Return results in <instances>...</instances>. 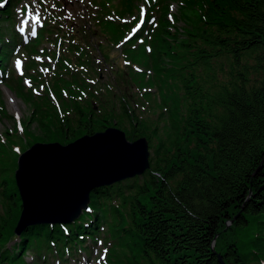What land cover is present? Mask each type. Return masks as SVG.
Segmentation results:
<instances>
[{
  "label": "trees",
  "instance_id": "16d2710c",
  "mask_svg": "<svg viewBox=\"0 0 264 264\" xmlns=\"http://www.w3.org/2000/svg\"><path fill=\"white\" fill-rule=\"evenodd\" d=\"M113 1L98 0L97 15L92 22L82 18L79 28L47 24L37 41L54 32L70 49H79L81 42L72 30H82L87 42L94 30L116 41L106 30L122 29L105 15L131 12L135 4L117 0L112 6ZM168 1L153 4L157 27L131 55L149 61L157 86L171 84L172 94L163 98L158 115L161 131L158 123L138 116L131 117L130 129L124 127L131 105L123 96L119 115L107 109L96 111L89 100L67 103L76 87L86 90L90 85L91 74L78 69H67L53 83L66 103L62 117L51 106L25 119L28 145L66 143L113 125L124 129L130 140L145 136L152 149L149 167L141 176L94 188L90 205L95 213L86 226L82 221L88 213L72 225H27L16 240L13 231L20 198L14 177L3 178L0 264H28L25 253L33 257L31 264H45L39 259L47 255L73 257L86 239L95 243L104 226L119 246L111 253L115 258L111 264H221L217 252L225 263L237 264L243 261L234 233L251 222L263 229H255L253 236L261 235L264 250V0H176L174 19L181 25L166 17ZM3 13L6 20L8 8ZM4 28L0 26L3 69L20 41L14 30H7L6 36ZM151 28L145 22L142 30ZM93 85V97L103 94ZM101 102L97 100V105ZM256 254L253 251L254 258L264 264V251Z\"/></svg>",
  "mask_w": 264,
  "mask_h": 264
},
{
  "label": "water",
  "instance_id": "95a60500",
  "mask_svg": "<svg viewBox=\"0 0 264 264\" xmlns=\"http://www.w3.org/2000/svg\"><path fill=\"white\" fill-rule=\"evenodd\" d=\"M109 143L112 151L106 147ZM148 157L145 137L128 141L115 128L85 135L66 145L34 144L19 156L15 170L22 200L16 228L23 215L32 218L27 223L73 220L87 204L91 188L142 174L149 166ZM217 255L221 264H233Z\"/></svg>",
  "mask_w": 264,
  "mask_h": 264
},
{
  "label": "rangeland",
  "instance_id": "374dc122",
  "mask_svg": "<svg viewBox=\"0 0 264 264\" xmlns=\"http://www.w3.org/2000/svg\"><path fill=\"white\" fill-rule=\"evenodd\" d=\"M84 2V5L88 2V0H82ZM66 10L70 13H75L77 12L76 10V4H75V0H66ZM72 3V5H69V3ZM3 4V3H2ZM23 4L28 5V10L27 12L23 15L20 16L17 21H18V26L21 27H25V26H29L32 27L34 20L33 17H36V19L39 16L40 10L38 8L37 3H35L33 0H24ZM19 6H17L18 8ZM27 19L28 23L25 25L21 24V21ZM131 18L127 17L126 21H130ZM29 30H27L28 32ZM99 40V37L95 38V41ZM132 41L128 42L124 45V48L121 51V55L119 60H124L126 63H133L137 69L142 70L145 67V63L142 60H139L137 57H131L132 54H135V50L132 48ZM45 44H41V46H44ZM47 47H49V45H47ZM38 55H43L46 54V52H34ZM93 55H95V58L97 60V58H99V56L95 53H93ZM31 56H34V54H32ZM19 59L21 61V65L19 68H17L15 61ZM24 62L21 59V57L17 56L14 57L12 59V70L15 71V74H20L21 72H24ZM46 63L44 62H40L37 60V58L35 57L34 59H29L28 62L26 63L25 66V74H24V78L22 79V84L24 86L27 87V83L25 81L30 80L32 81V76L31 73L41 69L42 67H45ZM110 69L108 68V66L105 67H101L100 68V74H101V82H106L109 81L108 76L106 75V73L109 71ZM151 71H149L150 73ZM113 78H115V75H112ZM110 78V77H109ZM17 84H19L17 82ZM33 88H36L35 85H32ZM153 84L152 82L148 83V88L152 89ZM0 98L3 104V107L5 109V111H7L8 113L11 114V116L14 114H16V117L21 116V118H24L25 116H27L28 114V108L29 106H25L22 102V100L20 98H18L14 92L10 91L8 88H6L3 84L0 85ZM11 98H13V102H11ZM25 101V100H24ZM63 107V104H61ZM171 108H173V105L171 106ZM159 109V108H158ZM160 110V109H159ZM159 110H156V112H159ZM148 116L150 117V122L151 123H158V127H160L158 129V131H161V122L157 121V117L156 114L149 112ZM13 125V121L11 118L5 120V118L3 119L2 117H0V132L3 131L5 128H9ZM124 127H126L127 129H130L131 126V120L125 121L122 124ZM18 132H20V128L17 127ZM26 136L29 139L30 136L29 134L26 132ZM24 136V137H26ZM3 142L0 140V181H2L3 178L5 177H9V176H13V171L15 168V162H16V158L17 155L19 153V149H17V146H19L20 148H25L28 145V142L24 143L22 142V137L20 135L17 134H11V135H4L2 138ZM152 144H155V141H152ZM108 148V147H107ZM152 152V149H150V153ZM118 153V152H117ZM113 175V174H112ZM256 225L259 226V224H256L254 222H251L249 226H246L244 228H240L237 229L234 233V240L237 243V250H238V254L240 255V258H242L243 263L246 264H260L261 262H259L258 258H254L253 255V251H256L258 254H261L262 251V247H263V240L261 239V235H259L258 237H254L253 236V231L255 229L257 230H261L263 231V229H260L259 227H257ZM264 236V235H263ZM222 242L219 244V247H222ZM262 246V247H260ZM113 244L109 245V247L107 249H105V246L101 247V250L95 251V253L97 254V257L99 259L103 261L106 260L107 255L109 253V251L112 249ZM259 248L261 250H259ZM216 251V250H215ZM217 252V251H216ZM217 254L220 255L219 252H217ZM258 254H256L258 256ZM97 258H95L91 263L89 264H95L97 263ZM233 264H236L235 262H232ZM263 264V263H261Z\"/></svg>",
  "mask_w": 264,
  "mask_h": 264
},
{
  "label": "snow or ice",
  "instance_id": "6c2138e0",
  "mask_svg": "<svg viewBox=\"0 0 264 264\" xmlns=\"http://www.w3.org/2000/svg\"><path fill=\"white\" fill-rule=\"evenodd\" d=\"M33 20L35 21V20H36V17H33ZM27 23H28V20H27V19H24V20L21 21V24H22V25H25V24H27ZM137 27H139V25H137ZM20 31L23 32V31H24V28L21 27V28H20ZM32 34L35 35V31H34V30H33ZM15 63H16L17 68H19L20 65H21V61H20L19 59H17V60L15 61Z\"/></svg>",
  "mask_w": 264,
  "mask_h": 264
},
{
  "label": "bare ground",
  "instance_id": "6f19581e",
  "mask_svg": "<svg viewBox=\"0 0 264 264\" xmlns=\"http://www.w3.org/2000/svg\"><path fill=\"white\" fill-rule=\"evenodd\" d=\"M68 156V155H67ZM56 174V173H55ZM56 177H59V176H56Z\"/></svg>",
  "mask_w": 264,
  "mask_h": 264
}]
</instances>
